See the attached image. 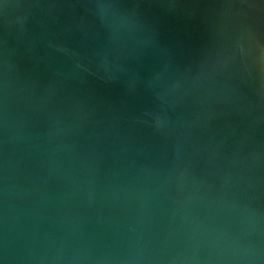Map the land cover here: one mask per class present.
<instances>
[{
  "label": "water",
  "instance_id": "95a60500",
  "mask_svg": "<svg viewBox=\"0 0 264 264\" xmlns=\"http://www.w3.org/2000/svg\"><path fill=\"white\" fill-rule=\"evenodd\" d=\"M0 264H264V0H0Z\"/></svg>",
  "mask_w": 264,
  "mask_h": 264
}]
</instances>
